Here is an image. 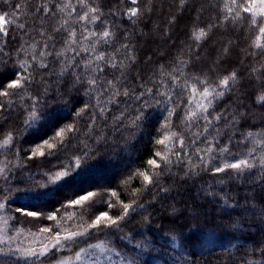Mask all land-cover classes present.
Here are the masks:
<instances>
[{"label": "trees", "instance_id": "1", "mask_svg": "<svg viewBox=\"0 0 264 264\" xmlns=\"http://www.w3.org/2000/svg\"><path fill=\"white\" fill-rule=\"evenodd\" d=\"M86 2L90 6L98 5L103 12L96 24H86L78 19L86 11L79 6L78 0H71L74 10L65 9L64 12L55 10L58 5L62 6L61 0H7V3L0 0V15L7 14L6 18L14 21L8 26V35H0V77L5 80L10 78L14 71L19 70L18 64L21 61L31 65L29 72L32 75V82L26 85L24 99L16 98L10 109L0 111V139L3 138L2 133L12 132L20 138L19 143L23 147L36 140L45 130L49 134L52 132L48 124L40 131H23L25 118L32 107L29 96L39 98L41 103L36 107L43 111H50V107H44L45 103L61 108L60 115L64 122L76 121L78 118L73 109L88 103V112L77 125L81 132L77 139L71 141L73 146L68 151L71 154L83 150L84 144L81 141H85L89 149L99 153V159L94 158L90 164L103 160L108 165L107 168L95 169L91 179L78 177L59 191L53 185L41 189L37 185L43 178L38 173L41 169L51 168L56 163L55 159L43 164L39 161H28L32 167L22 168L16 166L18 159L21 163L24 162L22 158L7 149L0 150V168L4 169V174L8 177L7 181L0 178V201L6 205L3 214L8 220L10 232L17 236L27 234L33 238L43 236L49 240L51 234L41 233V227H52L54 231H60V228L80 230L77 224L90 222L95 215L107 208L105 198L108 193L100 190L114 189L118 192V199L111 198V203L115 206L109 210L110 215L116 216L122 212L118 201L137 200L145 206L132 213L122 231L112 236H101L99 239L93 237L89 240L109 242L124 261H132L134 264H264V180H222L224 174L213 176L209 171H202L203 165L194 154L192 145V140L195 139L192 133L200 128L194 126L189 130L177 119L184 112L185 105L181 102L176 116L172 118V124L178 136L185 139V149L181 151L183 162L172 156L174 163L160 176L161 184L169 191L164 193L156 189L159 194L153 199V192L143 190L138 176L129 184H122L121 181L127 178L132 169L148 167L146 160L154 150H163V146L152 143V134L167 115L164 109L172 104L165 103L167 98L158 94L153 97L145 96L141 101L126 100L122 95L118 96L116 103L108 105L103 117L97 115L90 137L84 136L86 125L91 122L88 113L96 110L93 106L97 104V93L80 91L82 87L87 88V85L74 84L73 75L74 72L82 74L83 77H104L105 73L111 74L108 78L119 75L111 67H106L103 61H95V55L100 52L113 53L122 43H127L129 48H121L119 53H114L117 61L123 60L125 63L121 70L124 72L121 80L137 93L143 91L141 84L152 88L153 93L157 89L168 92L171 88L170 94L175 100V93L184 91L185 87L193 84L202 87L196 77L207 79L216 87V81L235 72L238 78L232 91L214 103L217 111L226 110L228 121H232L235 116L237 122L225 127L224 121H221L222 134L218 139L223 144L229 136L232 137L233 143L229 148L235 152L236 158L246 155L248 148L255 147L251 159L257 167L253 169L252 175H258L259 158L264 155V137L254 138L260 141L259 147L254 141L246 142V147L236 143L241 132L264 130V104L256 103L258 82L253 76V69L259 70L256 75L264 72V53L252 46L258 33L250 25L248 14L241 12L242 18L234 20L235 12L231 15L227 13L225 0H184L183 5L181 0H151V4L148 0H139L137 6L143 10V15L138 20L133 18L136 20L133 23L124 14L131 6L130 0H124V3L119 0ZM241 2L242 0H238V3ZM16 4L21 5L18 10L13 7ZM44 6L50 10L47 14ZM148 8L151 9L150 12L147 11ZM113 11L115 15L112 14ZM19 24H23L24 28L18 27ZM104 27L115 33L110 38L111 47L102 41L97 42V37L84 39L90 32H98ZM199 29H205L208 36L196 41L193 32ZM71 31L77 33V44L70 41ZM50 36L52 39H49ZM93 44L95 52H81L79 56L76 55L79 47L91 49ZM129 49L134 62L125 55L129 53ZM41 52H50L52 55L41 56ZM61 52L63 55L57 58L55 54ZM81 58L92 59V67L99 64L104 72L97 68L93 73L91 69L86 70L83 63L75 67L73 61H80ZM41 62L47 67H39ZM161 65L163 68H160ZM62 69L65 71L60 75ZM172 77H175V81ZM220 90L217 88V91ZM108 94L104 93L101 98L106 99ZM184 95L186 98L188 93L184 92ZM68 98L74 103L65 110L62 101ZM147 99L152 102L149 108L152 118L142 131L129 135L132 129L125 128L123 124L120 127L115 126V116L124 113L123 123H127V118L135 113L138 104ZM3 100L0 97V101ZM156 101L160 103L157 105ZM203 123L204 121L199 122L200 125ZM212 132L215 135V131ZM200 146H205L202 137ZM237 148L241 151L236 152ZM177 150L178 143L174 148V151ZM203 155L207 158L206 153ZM189 163L198 174L185 175ZM9 188L11 194L5 200L4 194ZM133 188H140L141 192L132 196ZM87 190L97 191L93 201L85 204L83 208L61 209L62 214H82L83 220L75 217L61 220L60 214L56 221L45 218L46 214L64 201ZM41 191H49L50 195L43 199L30 195ZM206 192H215V196H208ZM222 197L230 204H238L239 209H228ZM17 208L45 215L38 218L28 217L16 212ZM172 209H175L174 213ZM144 216H148L147 221ZM58 224L60 228L56 227ZM190 231L192 235L186 237L187 243L196 246L186 249L181 239L183 234ZM117 237L124 239L119 240ZM2 257L0 253V264H27L9 257L2 260Z\"/></svg>", "mask_w": 264, "mask_h": 264}, {"label": "snow or ice", "instance_id": "2", "mask_svg": "<svg viewBox=\"0 0 264 264\" xmlns=\"http://www.w3.org/2000/svg\"><path fill=\"white\" fill-rule=\"evenodd\" d=\"M120 3H124V0H119ZM7 3V0H5ZM148 3L151 4V0H148ZM184 0H181V5H183ZM78 4L81 8L86 9V11L79 15L78 19L84 21L86 24H96L100 20V17L103 15L100 7L90 6L86 0H78ZM139 0H130V7H128L124 14L127 18L133 23L136 22L142 15L143 10L138 7ZM62 6H57L56 11L64 12L65 9H73L74 6L71 3V0H61ZM15 9L21 7L20 4L13 6ZM45 13L47 14L50 11L47 6H44ZM39 11V9H37ZM225 10L229 15L235 12L234 20L241 19V12L248 14L250 17V25L257 30V35L252 41V46L256 49H259L264 53V0H242L241 3H238V0H225ZM147 11H151L150 8ZM115 15V12H112ZM6 15H0V34L7 36L8 32L6 30V24H11L14 21L6 20ZM15 15V13H12ZM133 18H136L134 20ZM63 26V25H62ZM18 27L21 29L24 28L23 24H19ZM211 27V26H209ZM60 29H55L59 31ZM83 35V33H81ZM115 33L111 32L107 27L102 28L98 32H90L87 36H84V39H90V37H97V42L102 41L105 44H108L109 47L112 46L111 37H114ZM208 32L205 29H199L198 31L193 32V38L196 41H201L206 39ZM70 41L72 44H77L78 38L75 31L69 33ZM49 39H52L50 36ZM82 44V41H80ZM34 47V46H33ZM121 48L128 49L129 45L127 43H122L120 48H115L113 53L100 52L95 55V61H103L106 67H111L116 72H119V75H114L112 78H108L109 73H105L104 77L89 75L83 77L82 74H76L74 84L87 85V88H81L80 91L91 93H97L96 99L97 104L93 106L96 110L88 113L90 116V123L86 125V129L83 133L84 136H89L92 133L93 125L96 122L97 115L103 117L108 110V105L110 103H116V97L123 96L127 99H135L141 101L143 97H153L158 94L165 96L167 99L165 103H171L172 106L165 108L164 111L167 112V115L164 116L163 123H160L156 126L155 131L152 136V143L154 145L163 146V150H154L152 155L146 160V165L148 166L145 169H132L127 178L122 180V184H129L137 176L142 181V188L145 192L152 191L153 199L159 192L167 193L168 188L164 187L161 184L160 176L167 170L170 169L174 163L172 156H175L178 161L183 162L181 157V151L185 149V139L182 136H178L177 132L173 130L172 118L176 116L177 110L180 108L181 102H184V112L182 116L177 117L180 120L181 124L185 125L189 130L194 126H199L200 130L192 133L195 137L192 140V145L194 147V154L199 157L200 163L203 165L202 171H209L213 176H219L224 174L223 179H233V180H242L245 178L254 179V180H264V155H261L259 158V168L260 172L258 175H252L253 169L257 167V164L254 162L251 157L255 152V147L248 148L246 155H240L239 158H236L235 152L230 150L229 145L233 143L232 137L229 136L225 143H221L218 137L222 134V129L220 127V122L224 121L225 127H230L232 123H236V117L233 116L232 121H228L226 116V110L217 111L214 101L221 99L225 96L226 93L232 91V87L237 80V74L232 72L223 78L216 81V87H213L207 79H199V84L202 87H197L195 84L185 87L184 91L175 93V100L170 94L172 89L169 88L168 92L160 91L157 89L156 93H153V89L147 87L146 84H141L140 87L143 88V91L137 93L135 90H130L126 85L122 83L121 77L124 76V72L121 71L125 67L123 60L117 61L116 55L114 53H119ZM2 51V49H0ZM89 51L95 52V44L92 48L79 47L76 50V55L79 56L81 52L88 53ZM41 56L52 55V53H40ZM57 58H59L63 53H56ZM127 58L132 59L134 62V57L129 53L125 54ZM75 67H79L83 63L84 68L91 69L93 73L99 68L100 72H104V68L99 64L95 68L92 67L93 60L88 59L84 60L81 58L80 61H73ZM181 63H187V61H181ZM6 65V62H5ZM71 66V65H70ZM29 67L26 61H21L18 64L17 71H14L10 78L5 80L0 77V97H3L4 100L0 101V111L5 109H10L12 104L15 103V99H24L26 92V85L32 82V75L29 72ZM39 67H47L43 62L40 63ZM163 68V65L160 66ZM22 70V71H20ZM65 69H62L60 75L64 74ZM258 69H253V76L258 82V92L256 94V103L264 104V72H261L260 75H256ZM28 73V75H25ZM175 81V77H172ZM230 81L232 82L230 84ZM217 88L221 89L217 91ZM47 91V89H45ZM184 92H187L188 95L185 98ZM104 93H109L106 99L101 97ZM32 103V107L28 110V114L25 118V127L23 131L25 133L30 131H40L44 128L45 124H48L52 128V132L49 134L47 130L44 133L37 137L32 143L25 144L23 147L20 146V138L14 136L12 132L2 133L3 138L0 139V150L7 149L9 152H13L15 156L22 158L24 161L21 163V160H17L16 166L22 168H31L32 165H29L27 162L39 161L40 164L49 162L53 159L56 160V163L52 165L49 169H41L39 175L43 178L38 182V187L41 189H47L48 185L55 186V190L59 189L70 182H74L77 178H88L91 179V174L95 169L100 167L107 168L108 165L104 163L103 160H99L96 164H90L94 158L99 159V153L89 149L85 141H81L84 144V149L75 153H69L68 149L72 147L71 141L77 139L78 134H80L81 129L77 126L80 121L83 119L85 113L88 112L90 105L84 103L82 107L78 109H73L75 116L78 118L74 122H64L63 117L60 115L61 108L55 105L44 104L45 108L50 107V111H43L40 108H37L36 105L41 103L38 97H28ZM64 109L66 110L74 102L71 98L65 99L62 101ZM151 100H143L142 103L138 104L135 113L127 118V123H123L124 113H121L119 116L114 117V123L116 127H120L121 124L125 128L132 129L129 135H135L137 132H140L144 127L149 123L152 118V114L149 111L151 107ZM157 105L160 101H156ZM200 121H204L202 125L199 124ZM119 122V123H116ZM212 130L215 131L213 135ZM260 136L264 137V130L259 132L247 131L241 132L240 137L237 139V145H245L248 141H254L257 147L260 146V141L254 140L255 137ZM201 137L203 138L204 147L200 146ZM99 142V140L97 141ZM179 145V150L174 151L176 145ZM241 149L237 148L236 152H240ZM203 153L207 154V158ZM187 155V152L184 153ZM222 162H219L221 161ZM195 173L194 167L189 163L185 175H193ZM0 178L8 180V177L4 174V169L0 168ZM31 178V177H30ZM10 183V181H9ZM150 186H152L150 188ZM101 192H107L108 195L105 198L107 202V208L104 211L99 212L90 222H83L77 224V228L80 230H71L60 228V225H56L57 228H60V231H54L52 227H41L40 232L51 234L48 239L51 241L49 244H42V246L37 248H30L23 253L25 258H31L33 264L37 259H40L55 249L56 252H61L64 249L69 251L74 245H78L80 240L83 239H92L93 237L99 239L101 236H112L117 232L123 230L126 227L129 218L132 213H135L138 209L144 208V203L133 200L131 202L118 201L119 206L122 209V212L119 215L113 216L109 214V210L114 207L111 203V198L118 199V192L114 189H101ZM140 188H133L131 191L132 196H136L137 193H140ZM11 194V189H8V192L4 194V199L7 200L8 196ZM97 191L87 190L80 193L78 196L71 200L64 201L61 205L54 208L53 211L49 214L38 213L36 211H30L23 208L15 209L16 212H20L23 215L28 217L38 218L42 215H45V218L49 221H56L58 214H60L61 220L70 219L75 217L76 219L83 220L82 214H77L75 212L61 213V209L68 208H83L85 204L94 200L97 196ZM208 196H215V192H206ZM34 195L36 199H43L44 197L50 195L49 191H41L39 193L30 194ZM223 199V197L221 198ZM101 201V202H105ZM224 205L228 209H239V205L235 202L229 203L227 199H223ZM6 207L5 203L0 201V210H4ZM172 212H175V209H172ZM243 215V212L240 213ZM145 221L148 220V216H144ZM235 226V225H233ZM195 231V230H193ZM192 235V232L183 234L181 243L186 249L195 248V244H188L186 237ZM119 240H123L124 237H117ZM175 240V237H173ZM0 243H3L0 240ZM139 247V245H137ZM105 245L102 243H93L89 244L88 248H81L79 251L74 253V259L79 261L81 260L82 253H87L88 249H100L103 250ZM191 254V252H189ZM72 257L60 258L58 257L55 261V264H70Z\"/></svg>", "mask_w": 264, "mask_h": 264}, {"label": "rangeland", "instance_id": "3", "mask_svg": "<svg viewBox=\"0 0 264 264\" xmlns=\"http://www.w3.org/2000/svg\"><path fill=\"white\" fill-rule=\"evenodd\" d=\"M6 20L8 19L6 18ZM9 25L10 24H6V30ZM3 213L4 210H0V240L3 241V243H0V253L3 256L1 259L12 258L16 260V262L21 261L27 264H33L32 259H26L23 253L30 248L39 249L42 244L50 245L51 241L43 236L33 238L27 234H20L19 236L12 234L10 232L8 220ZM93 243H102L105 245V248L103 250L88 249L87 253H82L81 260L77 261L74 259V253L76 251H79L81 248H88V245ZM58 257L65 259L72 257L73 259L70 261V264H134L132 261H124L109 242H93L83 238L80 240V243L74 245L70 251L64 249L61 252H56L55 249H53L48 255L37 259L35 264H55Z\"/></svg>", "mask_w": 264, "mask_h": 264}]
</instances>
